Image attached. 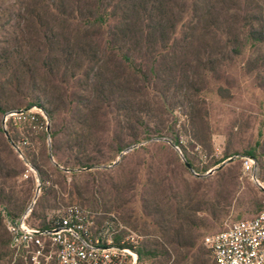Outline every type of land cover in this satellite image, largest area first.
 Masks as SVG:
<instances>
[{"label":"rangeland","instance_id":"rangeland-1","mask_svg":"<svg viewBox=\"0 0 264 264\" xmlns=\"http://www.w3.org/2000/svg\"><path fill=\"white\" fill-rule=\"evenodd\" d=\"M136 1L0 0V242L38 182L37 218L81 205L148 264H215L204 238L257 214L239 159L258 141L264 170V0H161L157 40L127 31Z\"/></svg>","mask_w":264,"mask_h":264},{"label":"built area","instance_id":"built-area-1","mask_svg":"<svg viewBox=\"0 0 264 264\" xmlns=\"http://www.w3.org/2000/svg\"><path fill=\"white\" fill-rule=\"evenodd\" d=\"M240 159L244 174L261 195L260 206L254 217L204 238L215 264H264V170L255 157ZM40 194L38 182L36 196L20 215L1 211L9 241L0 264H148L134 243L116 241L120 234L114 219L99 221L81 205L59 210L48 227H32L29 220Z\"/></svg>","mask_w":264,"mask_h":264},{"label":"trees","instance_id":"trees-1","mask_svg":"<svg viewBox=\"0 0 264 264\" xmlns=\"http://www.w3.org/2000/svg\"><path fill=\"white\" fill-rule=\"evenodd\" d=\"M151 5L154 7V9L155 8H158L159 9L161 7L162 8L164 7V5L161 2V0H137L134 3V9L132 11V16L130 18V21L131 22H129L130 24L126 25V28H127V31H132V28L131 27L134 28L135 25H138V22H142L143 23V26L140 28V29H142V31L145 30V29L152 30L149 33V38L152 37L155 40L162 39L164 37V34H165V29L167 28L168 20H166L164 18V15H162V14H160L159 17H157V18L155 16H153L151 14V12H152V10L150 8ZM97 20L100 21V18H97ZM139 25H141V24L139 23ZM253 36L259 42H264V27L255 30L253 32ZM29 106L30 107H32V106L41 107V105H39L37 103H34V102L30 103ZM0 112L4 113L5 110H3V108L0 107ZM34 117L40 119L41 122H44L45 121L44 118L41 116V114H35ZM49 117H52V116L49 114ZM11 137H12V135H11ZM52 137H54V134H52ZM12 139L15 142V140H14L13 137H12ZM178 143L179 142L177 141L176 144L178 145ZM260 147H261V144H260V142L257 141L254 146H252L249 150L245 151L244 155L255 157L258 160V162H259V154L257 152H258V149ZM225 156L226 157L224 159L219 160V161H215V163L213 164V166H217V165L221 164L222 162H224L229 157H231L227 153L225 154ZM239 160H240V163H242V160L241 159H239ZM80 166L81 167H85V168L89 167L87 164H81ZM223 168H224V166L221 167L218 170L220 171ZM55 170L59 171V169L56 168V167H55ZM43 186H44V184H41V191L44 190V194H46V191L47 190ZM44 194H41V196H43ZM4 196H6V197H4ZM5 198H9V197H7V195L5 194V192L1 190L0 199H5ZM39 199H40V197L37 199V202H36L35 208L33 210L32 216H31V218L29 220L31 226L34 227V228L48 227L49 219H51L49 217H46L45 214H43L42 217L41 216H38V218H37L36 206H37V204L39 202ZM3 209L7 210L6 208H3ZM7 211L9 213H11L12 215H14L9 210H7ZM36 218L38 219V222H34V219H35V221H37ZM1 220H2V217H1ZM2 225L4 227L3 221H2ZM4 229H5V227H4ZM5 231H6V229H5ZM6 234H7V232H6ZM119 239L120 238H117L116 241L118 242ZM8 241H9V238L7 237V240L6 241L4 240L3 242H0L1 243V246H3V247L6 248V251H7V247H8ZM138 251H139L140 256L143 259H145V260L147 259L145 257H147L149 254L150 255H153V253H150L148 251L141 250L140 248H138Z\"/></svg>","mask_w":264,"mask_h":264},{"label":"water","instance_id":"water-1","mask_svg":"<svg viewBox=\"0 0 264 264\" xmlns=\"http://www.w3.org/2000/svg\"><path fill=\"white\" fill-rule=\"evenodd\" d=\"M48 132H49V131H48ZM5 134H6V136H7V139H8L9 142L11 143V145H12L13 147H15V148L18 150L19 153H21L20 150L18 149V147H17V146L15 145V143L13 142V140L10 138L9 134H8L7 132H6ZM233 159H235V158H229V159H228L226 162H224L221 166H219V167H217V168H215V169H213V170H210L208 174H212V173H214L216 170L220 169V168L223 167L227 162H230V161H232ZM184 163H185V166H186L189 170H193L191 164H190L188 161H185ZM88 169H90V168H88ZM198 176H200V175H198ZM30 232H31V233H34V234H37V235H42V234H45V233H46V231H43V230H30Z\"/></svg>","mask_w":264,"mask_h":264}]
</instances>
